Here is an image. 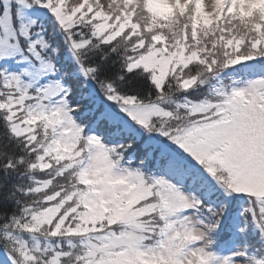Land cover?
Segmentation results:
<instances>
[{
	"label": "snow or ice",
	"instance_id": "6c2138e0",
	"mask_svg": "<svg viewBox=\"0 0 264 264\" xmlns=\"http://www.w3.org/2000/svg\"><path fill=\"white\" fill-rule=\"evenodd\" d=\"M0 264H264V0H0Z\"/></svg>",
	"mask_w": 264,
	"mask_h": 264
}]
</instances>
